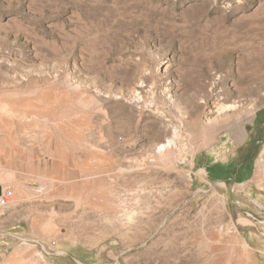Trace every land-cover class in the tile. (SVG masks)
Segmentation results:
<instances>
[{
  "label": "rangeland",
  "instance_id": "1",
  "mask_svg": "<svg viewBox=\"0 0 264 264\" xmlns=\"http://www.w3.org/2000/svg\"><path fill=\"white\" fill-rule=\"evenodd\" d=\"M0 171V264H264V0H0Z\"/></svg>",
  "mask_w": 264,
  "mask_h": 264
},
{
  "label": "bare ground",
  "instance_id": "2",
  "mask_svg": "<svg viewBox=\"0 0 264 264\" xmlns=\"http://www.w3.org/2000/svg\"><path fill=\"white\" fill-rule=\"evenodd\" d=\"M255 76H242V78L240 79V81L237 83V86H243V85H246L248 82L254 80ZM219 82H224V80L222 79H219ZM199 92H202V93H206L207 91H212L213 92V89H212V85H211V88L210 89H206L205 87L201 86L198 90ZM251 92V91H250ZM252 93V92H251ZM200 103L203 104L205 103V101L203 99H199ZM218 106V105H217ZM239 105L237 104H231V105H219L218 108L216 109V113L217 115H219L220 113L222 114L223 112H226V111H230V110H235ZM242 107V106H241ZM231 112V111H230ZM219 113V114H218ZM216 115V116H217ZM220 116V115H219ZM221 117V116H220ZM213 119V118H211ZM215 120V119H214ZM220 120V119H219ZM171 145V141H168L167 142V145L166 144H162L159 146L160 150H165L167 148V146H170ZM220 158L221 160H223V156L220 155ZM215 186V185H214ZM222 186V185H220ZM219 192V191H218ZM134 217H135V214L132 213V212H127L125 215H124V220H125V223L127 224H131V222H134ZM123 221V220H122ZM238 224H240L241 226H244V227H248V228H251V225L252 222L250 220H247V219H244V218H241L240 220H238ZM121 225V224H120ZM264 229V227H263ZM264 231V230H263ZM261 232V231H260ZM262 237H264V233L261 235ZM257 237H259V235H257ZM261 237V238H262Z\"/></svg>",
  "mask_w": 264,
  "mask_h": 264
},
{
  "label": "built area",
  "instance_id": "3",
  "mask_svg": "<svg viewBox=\"0 0 264 264\" xmlns=\"http://www.w3.org/2000/svg\"><path fill=\"white\" fill-rule=\"evenodd\" d=\"M0 178H1V171H0ZM13 197H14L13 186L9 183L0 180V220L4 219L5 216L8 214L11 208ZM246 216L255 223L262 225L264 224V212L261 221L252 213H247Z\"/></svg>",
  "mask_w": 264,
  "mask_h": 264
},
{
  "label": "flooded vegetation",
  "instance_id": "4",
  "mask_svg": "<svg viewBox=\"0 0 264 264\" xmlns=\"http://www.w3.org/2000/svg\"><path fill=\"white\" fill-rule=\"evenodd\" d=\"M249 160L244 161L240 166L236 167L238 168V171H241L244 167L248 165Z\"/></svg>",
  "mask_w": 264,
  "mask_h": 264
},
{
  "label": "crops",
  "instance_id": "5",
  "mask_svg": "<svg viewBox=\"0 0 264 264\" xmlns=\"http://www.w3.org/2000/svg\"><path fill=\"white\" fill-rule=\"evenodd\" d=\"M218 161H220V160H218ZM217 162V161H216Z\"/></svg>",
  "mask_w": 264,
  "mask_h": 264
}]
</instances>
